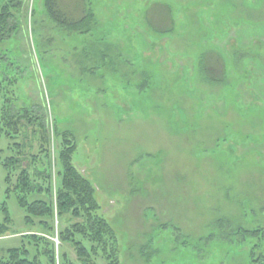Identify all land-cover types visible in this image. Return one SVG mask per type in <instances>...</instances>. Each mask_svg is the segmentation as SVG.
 <instances>
[{
    "label": "rangeland",
    "instance_id": "374dc122",
    "mask_svg": "<svg viewBox=\"0 0 264 264\" xmlns=\"http://www.w3.org/2000/svg\"><path fill=\"white\" fill-rule=\"evenodd\" d=\"M60 4L74 20L91 12L92 22L74 32L52 20L46 0H23L22 19L0 42L13 105L39 121L29 133L47 127L55 203L53 231L26 222L5 167L24 137L4 131L0 259L36 250L37 234L57 264H81L62 239L77 221L56 210L59 136L71 134L72 163L96 189L119 264H250L252 249L264 253L252 235L264 230V0ZM90 261L108 264L102 250Z\"/></svg>",
    "mask_w": 264,
    "mask_h": 264
},
{
    "label": "trees",
    "instance_id": "16d2710c",
    "mask_svg": "<svg viewBox=\"0 0 264 264\" xmlns=\"http://www.w3.org/2000/svg\"><path fill=\"white\" fill-rule=\"evenodd\" d=\"M60 1L46 0V8L50 17L60 26L76 32L92 22L94 16L91 12L84 13V17L74 20L68 11L62 9ZM78 1L84 9L87 0ZM22 3L23 0H0V42L8 40L6 37L12 33L15 18L21 16L18 20L22 19L24 8ZM8 87L7 79H0V135L6 131L7 136L16 139V141L23 135L24 141L23 143L17 142L19 143L17 146L22 149L20 154L11 158L5 165L8 169L7 194L8 196L12 193L15 194L19 206L27 214L25 220L28 224L34 225L35 220H39L40 227L51 232L53 225L49 221L53 222L54 220L55 203L48 130L44 122L41 121L38 124L41 132H28V128L34 127L39 121L32 119L26 112V114H22L17 111L13 105L15 94L11 93ZM29 136L33 143L38 142L39 155L31 154L35 146ZM59 138H61L59 154L61 169L58 172L60 181L56 198L57 218L70 216L71 220L77 221L62 233L63 242L74 247L77 259L81 264H90V258L93 255L97 257L100 250L104 252L108 264H119L115 255L116 248L113 245L114 232L106 220L98 215L101 206L95 196L96 189L92 182L72 163L77 145L71 134H64ZM30 155L32 156L28 160ZM15 172L18 175L14 182ZM7 231L6 226L0 225V237H3ZM252 235L264 240V230L262 229L254 231ZM77 236L82 240L77 239ZM83 241H86L89 247ZM31 242L37 248L36 250L32 245L30 250L27 247L12 249L8 252L7 258L0 259V264H42L41 255L48 259L49 264H57L56 252L45 236L33 234ZM109 247L112 252L108 251ZM249 261L250 264H264V253L257 255V252L252 249ZM63 262L69 264V261L64 257Z\"/></svg>",
    "mask_w": 264,
    "mask_h": 264
}]
</instances>
